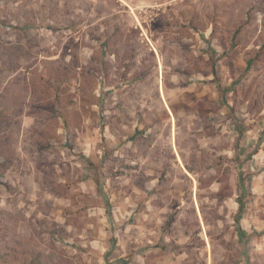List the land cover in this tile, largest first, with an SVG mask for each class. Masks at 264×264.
Segmentation results:
<instances>
[{
    "label": "rangeland",
    "instance_id": "obj_1",
    "mask_svg": "<svg viewBox=\"0 0 264 264\" xmlns=\"http://www.w3.org/2000/svg\"><path fill=\"white\" fill-rule=\"evenodd\" d=\"M0 264H264V0H0Z\"/></svg>",
    "mask_w": 264,
    "mask_h": 264
},
{
    "label": "trees",
    "instance_id": "obj_2",
    "mask_svg": "<svg viewBox=\"0 0 264 264\" xmlns=\"http://www.w3.org/2000/svg\"><path fill=\"white\" fill-rule=\"evenodd\" d=\"M239 214L237 216V220L239 221L241 215L243 214V211H244V202L242 200H240L239 202Z\"/></svg>",
    "mask_w": 264,
    "mask_h": 264
}]
</instances>
